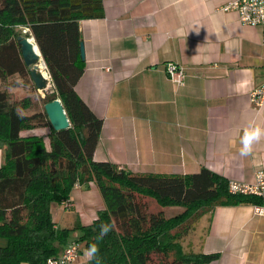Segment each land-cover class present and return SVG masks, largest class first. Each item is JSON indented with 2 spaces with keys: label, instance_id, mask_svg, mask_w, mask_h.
Listing matches in <instances>:
<instances>
[{
  "label": "crops",
  "instance_id": "obj_1",
  "mask_svg": "<svg viewBox=\"0 0 264 264\" xmlns=\"http://www.w3.org/2000/svg\"><path fill=\"white\" fill-rule=\"evenodd\" d=\"M230 1L102 0V17L79 20L84 58L74 89L102 118L95 161L168 175L205 167L228 182L254 181L264 169V138L246 157L239 148L245 127H264V106L250 100L264 84V41L260 27L222 9ZM168 63L183 68V84L169 79ZM37 131L25 134L42 136ZM69 199L65 218L60 203L50 205L58 227L90 223L104 206L94 182L74 186ZM253 207L215 206L199 242L183 248L216 253L209 264H264V215ZM84 251L76 264H87Z\"/></svg>",
  "mask_w": 264,
  "mask_h": 264
},
{
  "label": "trees",
  "instance_id": "obj_2",
  "mask_svg": "<svg viewBox=\"0 0 264 264\" xmlns=\"http://www.w3.org/2000/svg\"><path fill=\"white\" fill-rule=\"evenodd\" d=\"M102 0H0V264H46L70 242L79 251L99 246L100 264H209L216 253L186 251L182 239L207 211L218 205H264V196L230 193L228 181L208 168L188 175L132 173L110 161H95L102 127L77 95L83 71L79 20L103 16ZM29 28L51 78L44 104L60 99L69 126L54 130L42 108L26 112L28 97L10 101L14 75L35 90L17 36ZM48 127V146L23 131ZM94 182L104 206L90 223L58 227L51 203L69 199L75 186ZM147 198L175 214L149 211ZM115 227L97 240L100 225ZM79 231L71 238V232ZM71 238V239H70ZM82 247V249H81ZM87 264H96L95 260Z\"/></svg>",
  "mask_w": 264,
  "mask_h": 264
},
{
  "label": "built area",
  "instance_id": "obj_3",
  "mask_svg": "<svg viewBox=\"0 0 264 264\" xmlns=\"http://www.w3.org/2000/svg\"><path fill=\"white\" fill-rule=\"evenodd\" d=\"M223 10H235L239 20L244 25L258 26L262 31V41H264V0H234L226 3L222 7ZM29 28L25 27L23 32ZM47 77L50 78L47 67L45 65ZM166 73L170 80L175 83L183 84L185 72L182 67L174 64H166ZM46 76V75H45ZM251 102L257 107L264 106V84L254 89L250 94ZM79 187V184H75ZM228 189L230 193H241L244 195L264 196V169H260L255 173L252 183H242L237 181H229ZM60 205L69 210L72 207L70 199H63ZM255 214L264 215V205H254ZM79 256V244L76 242L68 243L55 258H49L46 264H76Z\"/></svg>",
  "mask_w": 264,
  "mask_h": 264
},
{
  "label": "rangeland",
  "instance_id": "obj_4",
  "mask_svg": "<svg viewBox=\"0 0 264 264\" xmlns=\"http://www.w3.org/2000/svg\"><path fill=\"white\" fill-rule=\"evenodd\" d=\"M25 26H21L20 30H21V35H25L23 33ZM30 31H28V33H26V36H30ZM42 71H46L45 66L41 68ZM44 72V73H45ZM24 79L27 78H22L19 75H14L10 78V81L14 82V83H18V86L13 87V88H9V92H10V101H14V100H21L22 98H26L28 97L30 99V105L29 108L26 109V112H33V111H37V110H41L42 108L44 109V101H45V97L51 93V91H53V87L50 86L47 90H42V91H38L35 90L31 87V85L29 84V87L24 84ZM46 128V129H45ZM38 133H40L42 136H44V141L46 146H48V139H47V132L49 131L48 127H43V128H36ZM26 131H23V134H25ZM26 135V134H25ZM148 201V205H149V211L151 212H156L159 209L164 210L165 214H175L177 212L181 211L180 207H169V208H163L157 205V203L152 200L147 198ZM59 213L57 214L58 217L61 218V214H63L62 218H65V216L67 215L68 211H64V209H62V206L59 207ZM210 211H207L204 215H202L196 222L193 223L191 229L189 230V232L186 234V236H184V238L182 239V243L188 244V242H190L191 244L193 243H197L199 242L200 239V235L202 234V232L205 229V226L207 224V216L209 214ZM63 224V223H62ZM75 235L73 234V232H71V238H73ZM82 249V247H81ZM80 253V251H79Z\"/></svg>",
  "mask_w": 264,
  "mask_h": 264
},
{
  "label": "water",
  "instance_id": "obj_5",
  "mask_svg": "<svg viewBox=\"0 0 264 264\" xmlns=\"http://www.w3.org/2000/svg\"><path fill=\"white\" fill-rule=\"evenodd\" d=\"M25 35H18L16 38L20 45L23 61L28 69L29 75L38 91L47 90L52 86L51 80L43 74L42 67L45 62L42 58L40 50L35 42L34 37L26 36L28 29L23 32ZM80 57L84 58L83 43H80ZM52 92V91H51ZM44 111L47 115L51 127L56 130L66 129L69 126V120L60 99L55 98L44 104Z\"/></svg>",
  "mask_w": 264,
  "mask_h": 264
},
{
  "label": "clouds",
  "instance_id": "obj_6",
  "mask_svg": "<svg viewBox=\"0 0 264 264\" xmlns=\"http://www.w3.org/2000/svg\"><path fill=\"white\" fill-rule=\"evenodd\" d=\"M264 138V127L259 124H250L244 128L243 134L240 137L239 153L242 157L250 155L253 151V145ZM115 227L114 224L103 223L100 225V231L96 239L103 238ZM84 257L88 261L95 260L96 264H100L99 246L96 243L90 244L84 251Z\"/></svg>",
  "mask_w": 264,
  "mask_h": 264
},
{
  "label": "bare ground",
  "instance_id": "obj_7",
  "mask_svg": "<svg viewBox=\"0 0 264 264\" xmlns=\"http://www.w3.org/2000/svg\"><path fill=\"white\" fill-rule=\"evenodd\" d=\"M43 74L46 75V74L44 73V71H43ZM49 87H50V86H49ZM49 87H48V88H49ZM48 88H47V89H48ZM41 91H42V90H41Z\"/></svg>",
  "mask_w": 264,
  "mask_h": 264
}]
</instances>
